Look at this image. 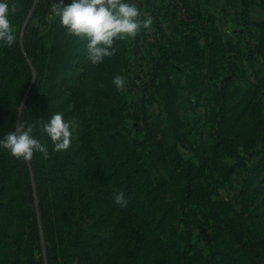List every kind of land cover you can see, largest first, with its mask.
<instances>
[{
    "label": "rangeland",
    "instance_id": "374dc122",
    "mask_svg": "<svg viewBox=\"0 0 264 264\" xmlns=\"http://www.w3.org/2000/svg\"><path fill=\"white\" fill-rule=\"evenodd\" d=\"M7 2L15 41L34 37L36 46L16 123L46 150L25 160L1 149L0 264H48L47 253L51 264H159L183 254L264 264V0H131L151 26L114 40L98 64L51 15L55 0ZM29 70L18 58L1 81L0 138L12 132ZM56 112L71 123L65 150L43 132ZM59 168L72 182L62 185ZM113 184L142 203L138 236L120 226ZM57 186L78 205L74 244L56 242Z\"/></svg>",
    "mask_w": 264,
    "mask_h": 264
},
{
    "label": "clouds",
    "instance_id": "9594fccd",
    "mask_svg": "<svg viewBox=\"0 0 264 264\" xmlns=\"http://www.w3.org/2000/svg\"><path fill=\"white\" fill-rule=\"evenodd\" d=\"M9 10L7 0H0V41L7 45L15 41ZM51 15L58 18L68 33L86 42V56L92 64L101 63L105 57L114 54V40L134 37L141 28L147 29L152 24V17L142 18L140 8L131 0H70L68 3L55 0ZM125 83L122 75L113 78L118 89H123ZM43 132L57 150H65L70 145L71 123L60 112L43 123ZM0 149L25 160L31 159L36 151L46 150L45 145L32 135V127H25L23 123L0 138ZM114 199L121 206L127 203L123 192L116 193Z\"/></svg>",
    "mask_w": 264,
    "mask_h": 264
},
{
    "label": "trees",
    "instance_id": "16d2710c",
    "mask_svg": "<svg viewBox=\"0 0 264 264\" xmlns=\"http://www.w3.org/2000/svg\"><path fill=\"white\" fill-rule=\"evenodd\" d=\"M35 0H27V5L32 7L34 5ZM15 49V52L12 49ZM36 56V46L34 42V37H24L22 40L18 42H14L11 45H8L7 47L0 41V90L4 91V83H1L2 79L5 78L7 75V72L9 71L12 64L18 60V58L25 59L28 64L31 66L32 71L28 73L29 82L30 85L28 86L29 89L25 92L24 96L21 99L19 112L21 115L23 103L27 97V94L31 90L33 86V82L35 80V70H34V58ZM11 64V65H10ZM1 111V108H0ZM16 112V109H15ZM18 122V115L16 117H13L10 128L13 131L17 128ZM4 160L5 156L3 153H1L0 149V173L4 171ZM24 166V163H23ZM26 169V166H25ZM56 175H58L57 179H62V185H65L66 181L72 182L69 178L65 179L66 171L62 168H59L56 170ZM1 177V176H0ZM119 177H115V181H117ZM74 180V178L72 179ZM129 184L126 183V186ZM60 186H57V189L55 191V195L57 198L56 206H54V213H55V222L53 223L55 233L59 235L58 240H62V242L65 240V243L74 244L77 240L76 235L73 233L74 227H76V220L74 217L75 211L78 209V205L76 202H74V199L72 198L71 191L68 190H59ZM118 192H123L124 197L127 201L126 205L121 206L120 204H117L115 202V194ZM188 194H192L191 188L188 187L187 189ZM113 204L116 206V209L118 213L116 215L121 219L120 220V226L126 227L127 231H129V236H138L139 232L142 231V222L143 218L145 216V210L142 208V203L139 201L140 199L136 196V194L130 190L129 187H125L124 185L121 186L119 184H113V191L110 195ZM41 202L39 201L38 204ZM37 226L35 225L34 231H33V240H36L37 238ZM144 235V234H143ZM236 237H239L236 239L240 244H242L243 247H246L250 250L254 246L253 244H248L245 239L241 238V232L238 233V235L235 234ZM86 251V249H83ZM165 258V256L161 255ZM46 262L48 264L53 263L51 257H49V254L47 253ZM159 264H207V262H202L198 260V256H190L189 258L187 255H178L175 259H162L161 263Z\"/></svg>",
    "mask_w": 264,
    "mask_h": 264
},
{
    "label": "water",
    "instance_id": "95a60500",
    "mask_svg": "<svg viewBox=\"0 0 264 264\" xmlns=\"http://www.w3.org/2000/svg\"><path fill=\"white\" fill-rule=\"evenodd\" d=\"M19 116H20V113H19V115H18V120H19Z\"/></svg>",
    "mask_w": 264,
    "mask_h": 264
}]
</instances>
